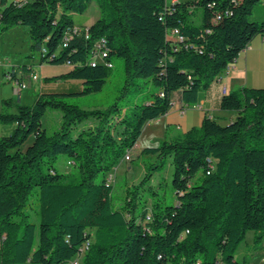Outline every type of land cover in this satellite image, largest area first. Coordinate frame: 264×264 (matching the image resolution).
Segmentation results:
<instances>
[{
    "label": "trees",
    "instance_id": "obj_1",
    "mask_svg": "<svg viewBox=\"0 0 264 264\" xmlns=\"http://www.w3.org/2000/svg\"><path fill=\"white\" fill-rule=\"evenodd\" d=\"M93 1L100 7L97 21L75 23L73 14H83ZM261 3L0 0V35L26 26L34 59L73 66L46 80L80 79L79 93L97 92L116 55L125 64L124 90L138 79L139 87H149L132 115L122 114L120 138L113 129V117L121 113L118 103L84 109L62 100L66 94L44 93L12 112L13 101L3 100L0 123L15 128L0 137L1 264H72L80 255V264H248L236 258L240 245L250 231L256 245L264 238V87L243 86L223 96L221 108L237 112L230 122L205 117L200 126L143 148L142 154L157 161L145 167L146 174L119 206L107 179L147 122L164 116L173 101L197 104L199 91L264 33V21L252 20ZM198 13L200 20L194 18ZM76 25L83 30L75 33ZM104 39L108 55L93 65L92 49ZM19 67L21 76L11 71L15 79L30 80L32 67ZM50 108L62 114L53 132L43 124ZM92 117L98 118L96 127L74 137V127ZM62 155L75 173L58 169ZM169 160L176 202L151 197L148 209L136 189ZM33 204L38 221L28 212Z\"/></svg>",
    "mask_w": 264,
    "mask_h": 264
},
{
    "label": "rangeland",
    "instance_id": "obj_2",
    "mask_svg": "<svg viewBox=\"0 0 264 264\" xmlns=\"http://www.w3.org/2000/svg\"><path fill=\"white\" fill-rule=\"evenodd\" d=\"M187 1V0H186ZM99 4L97 1L91 3L89 9L87 10V15L96 16L99 13ZM78 17H82L81 14H76L73 16V19L76 20ZM200 20V14L194 16V18ZM2 42L1 47V58L14 57L15 60L23 58L26 56L28 62L34 58L31 56V37L29 29L26 26H15L13 28L4 30L0 35V43ZM28 52V54H27ZM114 67L111 69L110 75L104 84L103 88L97 92H92L89 94L79 93L74 86V94L65 95L61 99L77 104L84 109H104L110 105L118 103L121 107V113L113 117V129L115 135L120 138L122 134L121 126L124 124L121 122L122 114L127 113L128 116L132 115L133 107L135 104L142 101L144 95L148 91L149 87H139V83L142 82V79H138L136 84L131 86L129 90H124L125 86V64L124 60L114 55L112 57ZM50 64V63H49ZM55 65V64H52ZM64 65V64H58ZM61 67V66H59ZM14 67H4L0 66V88L5 86L7 82L6 73L12 71ZM40 71V69L38 68ZM63 75V74H62ZM54 77V76H53ZM74 79V78H67ZM58 80V79H57ZM55 79H49V82L57 83ZM59 80H65V78H60ZM64 82H60L59 85H62ZM7 85V84H6ZM1 90V89H0ZM35 86H27L25 88V95L23 102L21 103L18 99V95L13 91L11 87L6 89V94L10 95L13 99L14 108L17 105L22 104H32L39 95V91ZM151 90V88H150ZM9 97H6L8 99ZM62 121V114L60 111L50 108L43 118L44 126L48 129L49 132L57 130ZM98 124V118H89L85 121L78 123L73 131L72 135L74 137L78 136L83 132H88L89 130L96 127ZM33 142V137H31L26 146ZM131 154V159L126 160L125 156L119 161V163L111 171L115 176L114 180V189H113V198L114 204L119 206L123 203V199L127 194V190L133 187L136 184H139L143 176L146 174L145 167L150 163L157 161L154 155L139 154L138 150L133 147L128 150ZM69 158L66 156H60L57 160L58 169L64 173L71 174L76 172L75 166H72L69 163ZM174 172V165L171 160L168 161L163 171L156 172L153 175V178L146 184H141L136 189V193L139 194L138 200H144L146 198L145 204L148 209H151L152 199H162L165 204H175L176 196L172 188V175ZM34 204L28 207V212L32 215L35 221H38V216L35 212ZM264 240V238H263ZM257 244L256 246L251 247L250 253L246 257L248 264H264V241ZM248 241V240H247ZM249 242V241H248ZM246 242H242L243 247ZM244 248L241 249L240 255L236 256L240 262H243L242 256L244 255ZM0 264H1V254H0ZM32 264V263H27Z\"/></svg>",
    "mask_w": 264,
    "mask_h": 264
},
{
    "label": "crops",
    "instance_id": "obj_3",
    "mask_svg": "<svg viewBox=\"0 0 264 264\" xmlns=\"http://www.w3.org/2000/svg\"><path fill=\"white\" fill-rule=\"evenodd\" d=\"M74 15L76 16V14H73V16ZM81 16L82 17H78L76 20H74L75 23L90 26L100 17V9L96 16L87 15V11L81 14ZM252 20L259 22L264 21L263 3L259 4L255 8L252 14ZM1 47L2 42L0 43V54ZM22 64L32 67L33 73L39 76L37 80H28V78L26 80L28 86H35L37 88L39 95L44 93H63L68 95L78 93L82 90V80L80 79H65L63 81L58 79L56 81L57 83L46 80L50 77L60 76L71 71L73 66L69 64L52 65L49 63H41L38 59H33L28 62L26 56L17 60H15L14 57H0V66L14 67L13 69L17 72L18 76L22 75L21 68L19 67V65ZM60 82L64 83L59 85ZM6 84L0 88V112L4 108L3 100L6 99V97H9L8 99H13L10 96L12 92L9 96L6 94V89L8 87H11L18 95V99L21 103L23 102L22 100L24 99L25 95V88H21L16 82L7 80ZM74 86L77 87L76 89L78 92L73 91ZM224 86L227 88L226 94L243 86L253 88L264 87V33L257 35L252 39L249 45L231 64L229 71L223 72L214 81H212L208 87L202 88L199 91V99L197 104L190 105L187 111L182 113L180 110L182 107V102L178 100L174 106L170 107L169 111L164 116L159 119L147 122L133 148L138 150L139 154H142L141 151L145 147L157 146L162 140H171L187 132L194 126H200L205 117L217 119L224 124L233 120L236 117L237 112L226 111L221 108V100L225 95L223 92ZM11 111L16 112V108L12 107ZM14 128L15 125L0 123V137L11 134ZM255 236V232H248L244 241L246 243L243 247H241L242 244L240 245L236 256L238 253L240 255L241 249L244 248L245 253L242 258L246 261V257L250 253L251 247L256 246ZM80 263L81 260L78 262V264Z\"/></svg>",
    "mask_w": 264,
    "mask_h": 264
},
{
    "label": "built area",
    "instance_id": "obj_4",
    "mask_svg": "<svg viewBox=\"0 0 264 264\" xmlns=\"http://www.w3.org/2000/svg\"><path fill=\"white\" fill-rule=\"evenodd\" d=\"M19 1V0H18ZM21 1H24V2H27L29 0H21ZM175 1V0H174ZM263 4H264V0H263ZM83 30V28L79 25H76L75 28H74V32L78 33V32H81ZM176 33L178 31H175ZM88 36V34H87ZM70 36H66V40H69ZM64 45H67V44H64ZM43 52L46 53V49L43 48ZM98 54H106V56L108 55V49L105 47V39L102 40V41H99L96 43V45L94 46V48L92 49V57H91V63L93 65L97 64L98 63ZM232 64V63H231ZM231 64H229L226 69L224 70V72L226 71H229L230 68H231ZM114 65L112 64V62H110V67H113ZM6 78L7 80L9 81H13V82H16L21 88H26L28 86V83L27 82H23V83H19L17 79H15V77L12 75V72L9 71L6 73ZM39 78V76L35 73H32L31 75V79H34V80H37ZM223 92L224 94L227 93V88L224 86L223 88ZM176 104V101H173L172 102V106H174ZM190 105H184L181 107V112L182 113H185L188 109ZM125 159L126 160H130L131 159V154L130 152L128 151L125 155ZM108 183L109 184H113L114 183V180H115V176L113 174V172H111L108 176ZM5 235H0V247H1V244H2V241L4 239ZM81 252L83 253L84 252V247L81 249ZM81 260V255L80 256H77L75 259H73L72 261V264H78V262ZM263 262H264V257H263Z\"/></svg>",
    "mask_w": 264,
    "mask_h": 264
},
{
    "label": "bare ground",
    "instance_id": "obj_5",
    "mask_svg": "<svg viewBox=\"0 0 264 264\" xmlns=\"http://www.w3.org/2000/svg\"><path fill=\"white\" fill-rule=\"evenodd\" d=\"M104 55H106V54H98V59L103 60V56H104ZM107 64H108V66L110 67V62L107 63ZM90 244H91V241L86 242V244H85V246H84V251H86V250L89 249Z\"/></svg>",
    "mask_w": 264,
    "mask_h": 264
}]
</instances>
